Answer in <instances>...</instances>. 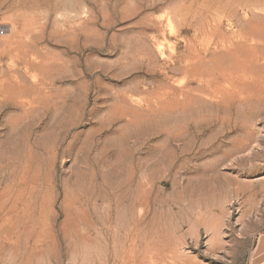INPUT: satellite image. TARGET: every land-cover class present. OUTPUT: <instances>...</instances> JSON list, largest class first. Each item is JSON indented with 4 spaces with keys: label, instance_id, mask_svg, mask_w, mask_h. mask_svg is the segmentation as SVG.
Listing matches in <instances>:
<instances>
[{
    "label": "rangeland",
    "instance_id": "obj_1",
    "mask_svg": "<svg viewBox=\"0 0 264 264\" xmlns=\"http://www.w3.org/2000/svg\"><path fill=\"white\" fill-rule=\"evenodd\" d=\"M0 31V264H252L264 0H0Z\"/></svg>",
    "mask_w": 264,
    "mask_h": 264
},
{
    "label": "crops",
    "instance_id": "obj_2",
    "mask_svg": "<svg viewBox=\"0 0 264 264\" xmlns=\"http://www.w3.org/2000/svg\"><path fill=\"white\" fill-rule=\"evenodd\" d=\"M252 264H264V233L259 235L252 252Z\"/></svg>",
    "mask_w": 264,
    "mask_h": 264
},
{
    "label": "built area",
    "instance_id": "obj_3",
    "mask_svg": "<svg viewBox=\"0 0 264 264\" xmlns=\"http://www.w3.org/2000/svg\"><path fill=\"white\" fill-rule=\"evenodd\" d=\"M0 34L2 35L3 34V31H0Z\"/></svg>",
    "mask_w": 264,
    "mask_h": 264
}]
</instances>
